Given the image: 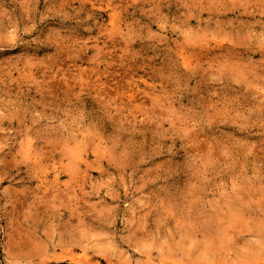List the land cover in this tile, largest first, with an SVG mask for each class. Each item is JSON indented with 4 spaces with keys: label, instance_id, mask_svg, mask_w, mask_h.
I'll list each match as a JSON object with an SVG mask.
<instances>
[{
    "label": "rangeland",
    "instance_id": "obj_1",
    "mask_svg": "<svg viewBox=\"0 0 264 264\" xmlns=\"http://www.w3.org/2000/svg\"><path fill=\"white\" fill-rule=\"evenodd\" d=\"M0 264H264V0H0Z\"/></svg>",
    "mask_w": 264,
    "mask_h": 264
}]
</instances>
